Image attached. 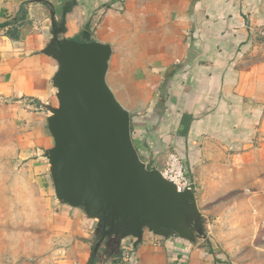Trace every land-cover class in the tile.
<instances>
[{"label": "crops", "instance_id": "obj_1", "mask_svg": "<svg viewBox=\"0 0 264 264\" xmlns=\"http://www.w3.org/2000/svg\"><path fill=\"white\" fill-rule=\"evenodd\" d=\"M53 12L64 21L60 38L110 47L106 83L148 169L162 170L173 153L193 183L207 167L236 173L234 185L243 180L238 172L264 173V0H0V122L15 128L28 162L53 146L46 120L57 106V64L43 53ZM218 155L217 170L210 162L216 167ZM60 206L55 264H124L110 247L93 258L96 221ZM126 240L128 264H213L177 237L145 231L136 247Z\"/></svg>", "mask_w": 264, "mask_h": 264}, {"label": "water", "instance_id": "obj_2", "mask_svg": "<svg viewBox=\"0 0 264 264\" xmlns=\"http://www.w3.org/2000/svg\"><path fill=\"white\" fill-rule=\"evenodd\" d=\"M51 28L43 53L57 64V106L46 120L53 146L43 159L56 200L96 221L93 258L101 246L119 253L126 239L136 247L145 231L190 244L206 238L193 192H179L138 156L130 116L106 83L110 47L60 38L64 21L54 12Z\"/></svg>", "mask_w": 264, "mask_h": 264}, {"label": "rangeland", "instance_id": "obj_3", "mask_svg": "<svg viewBox=\"0 0 264 264\" xmlns=\"http://www.w3.org/2000/svg\"><path fill=\"white\" fill-rule=\"evenodd\" d=\"M14 129L0 122V264H55L61 255L62 237L56 235L61 206L48 163L23 159ZM220 156L218 168L214 161L212 168L220 169ZM218 172L207 167L194 180L206 238L192 248L210 253L213 264H264V173L238 172L243 180L234 185L236 173ZM210 178L215 185L207 187Z\"/></svg>", "mask_w": 264, "mask_h": 264}, {"label": "built area", "instance_id": "obj_4", "mask_svg": "<svg viewBox=\"0 0 264 264\" xmlns=\"http://www.w3.org/2000/svg\"><path fill=\"white\" fill-rule=\"evenodd\" d=\"M261 45L264 46V26L258 32ZM161 176L167 181L173 183L179 192L184 190L195 191L194 183L191 181L189 171L181 162L176 154H169L165 161V166L159 171ZM133 250V242L124 240L120 245V257L124 264H128L131 252Z\"/></svg>", "mask_w": 264, "mask_h": 264}, {"label": "trees", "instance_id": "obj_5", "mask_svg": "<svg viewBox=\"0 0 264 264\" xmlns=\"http://www.w3.org/2000/svg\"><path fill=\"white\" fill-rule=\"evenodd\" d=\"M116 263H118V264L120 263L119 259L116 261Z\"/></svg>", "mask_w": 264, "mask_h": 264}]
</instances>
